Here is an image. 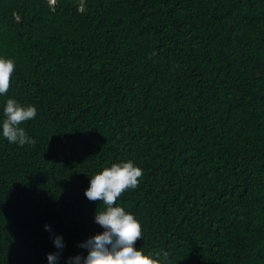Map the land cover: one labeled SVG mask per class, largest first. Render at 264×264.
<instances>
[{
	"label": "trees",
	"instance_id": "obj_1",
	"mask_svg": "<svg viewBox=\"0 0 264 264\" xmlns=\"http://www.w3.org/2000/svg\"><path fill=\"white\" fill-rule=\"evenodd\" d=\"M0 95L37 108L0 136V264H59L102 231L90 176L143 169L117 198L167 264H264V0H0Z\"/></svg>",
	"mask_w": 264,
	"mask_h": 264
},
{
	"label": "clouds",
	"instance_id": "obj_2",
	"mask_svg": "<svg viewBox=\"0 0 264 264\" xmlns=\"http://www.w3.org/2000/svg\"><path fill=\"white\" fill-rule=\"evenodd\" d=\"M48 1L51 5L57 4V0ZM15 67L14 58L0 54V95L8 92ZM3 114L0 136L7 138L9 143L20 145L34 142L21 122L36 117L35 105H25L14 97H8L3 105ZM142 174L143 169L128 159L114 162L90 176L85 195L89 200H101L106 206L97 210L94 216L103 230L79 243V247L87 249L86 255L69 256L66 264H167V253L145 252L136 246L137 238L143 237L142 225L133 213L116 202L126 188H134L138 184ZM44 228L52 234L57 248V251L47 253V262L59 264L65 246L63 236L54 233L50 224H45Z\"/></svg>",
	"mask_w": 264,
	"mask_h": 264
},
{
	"label": "built area",
	"instance_id": "obj_3",
	"mask_svg": "<svg viewBox=\"0 0 264 264\" xmlns=\"http://www.w3.org/2000/svg\"><path fill=\"white\" fill-rule=\"evenodd\" d=\"M51 1H54V0H51Z\"/></svg>",
	"mask_w": 264,
	"mask_h": 264
}]
</instances>
